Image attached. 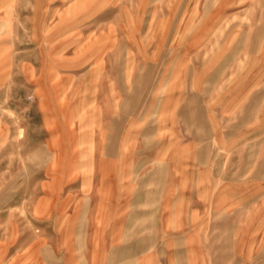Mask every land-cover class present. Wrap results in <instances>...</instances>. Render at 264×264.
<instances>
[{
  "label": "rangeland",
  "instance_id": "obj_1",
  "mask_svg": "<svg viewBox=\"0 0 264 264\" xmlns=\"http://www.w3.org/2000/svg\"><path fill=\"white\" fill-rule=\"evenodd\" d=\"M263 13L264 0H30L23 11H16L14 35L10 36L15 66L9 83L0 88V129L5 131L1 136L6 137L10 127L14 137L10 145L3 143L4 138L0 141L1 167L7 168L4 163L10 162L15 172L25 173L29 172L25 157L40 158L44 163L53 161V148L41 152L35 148L45 142L52 147L47 139L55 136L54 128L60 119L57 102L49 101L44 94L47 85L42 79L57 70L53 64L59 36L64 39V51L60 54L66 57L76 52L86 64L74 70L75 84L63 98L64 120H70L64 134L69 141L72 131L80 134V141L87 138L99 141L94 148L85 147L84 142L80 144L81 159L93 163L89 165L92 170L86 171L102 179L111 178L114 194L120 173H135L137 160L144 158L146 162L157 151L149 147L151 141L179 142L191 137L211 146L221 143V148L211 150L214 160L207 167L209 180L192 182L191 203L182 198L177 200L176 234L190 230L196 234L191 242L193 252L237 254L225 264H264V78H260L264 77V70L249 68L247 62L254 55L250 48L255 47L257 54L264 49V29H258L264 20L252 18ZM109 27L112 43L105 52L106 67L101 71L112 80V115L95 127L93 104L99 103L102 109L103 100L94 102L88 95L91 94L88 79H84L89 76L93 54L88 33L99 35ZM61 33L64 35L60 36ZM225 58L231 60L229 66H220ZM23 60L32 64L31 79L20 67ZM67 67L64 65V72ZM255 93L256 102L249 104V96ZM232 94L237 98L233 106ZM187 95L203 100L204 110L208 111L209 134L201 133L197 125H193L191 133L185 131L178 121L176 128L180 131L174 132V117L181 115L178 100ZM121 104L123 123L112 125V146L101 148L107 120L120 114ZM192 105L191 115L196 119L195 102ZM232 143L237 146L228 148ZM232 168L239 173L238 177L223 178L221 173ZM53 169L55 165L41 164L33 165L31 171L41 174ZM96 183L104 187L103 180ZM40 184L39 180L0 181V189H12L10 203L15 207L20 234L43 236L49 242L54 238L61 242L64 238L63 244L44 247L65 258L74 248V253L80 254V264L90 263V258L96 255L103 264L105 253L109 259L111 249L118 244L119 230L104 227L103 221L96 228L72 230L63 227L66 222L56 223L54 213L49 212L44 222L30 217L35 197L41 192ZM227 185H234L241 193L250 190L255 197L250 198L249 206L247 196L241 197L237 219L231 222L233 228L221 229L216 225L224 224L228 209L225 213L219 210L216 198L200 197V192L205 188L212 194ZM99 196L103 198L102 190ZM7 199L1 198V204ZM97 208L98 205L91 215L104 218V211ZM101 209L104 210L102 205ZM185 209L188 212H183ZM76 236L79 244H68ZM216 239L224 243L220 240L216 243ZM177 246L180 247L179 243Z\"/></svg>",
  "mask_w": 264,
  "mask_h": 264
},
{
  "label": "crops",
  "instance_id": "obj_2",
  "mask_svg": "<svg viewBox=\"0 0 264 264\" xmlns=\"http://www.w3.org/2000/svg\"><path fill=\"white\" fill-rule=\"evenodd\" d=\"M29 3L30 0H0V88L9 83L13 75V67L15 66L10 36L14 35L13 22L16 19V11H23ZM252 18L264 20V13L260 17L254 15ZM258 29H264V23H261ZM111 33L110 27L107 28L106 32L103 30L99 35L93 33L92 36L90 32L88 33L92 37L93 54H90L92 59L89 65V76L84 79H88V91L91 92L88 95H91L94 102L99 98L103 100L102 109L99 103L93 104L95 110H92V115L95 116L93 121L95 127L101 126L106 121L104 119L112 115V80L106 72L102 74L101 71L103 67H106L104 57L105 52H107L112 43ZM59 35L63 36L64 34L61 33ZM63 40L57 36L55 41L58 42L59 47L55 46L53 66L57 70L59 68V71L56 70L52 75L42 78L44 79L43 84L47 85L44 94L49 101L54 99L57 102L60 119L54 128L55 136H50L47 139L52 147H49L47 142H45L44 145L41 144L35 148L40 152L43 149L50 150L53 148L56 156L54 155L52 162L45 163L40 158L25 157V163L29 165V172L25 173L15 172L14 168H10V165H13L10 162L4 163L7 168L1 167L0 163V181L39 180L41 182V192L36 195L32 214L30 213V217L36 221H47L48 213L50 212V215L55 214L56 223L66 222L67 224L63 227L68 229L96 228L100 226L102 221L104 227L108 228L109 226L110 228L118 229V235L116 236L118 244L111 249L109 259L108 254H104L103 264H109V262L110 264H225L229 260H234V257L237 256L234 253H213L203 252L202 250L193 252L191 242L196 234L191 230L188 233L176 234L177 200L182 198L191 203V198L193 197L192 182L209 180L210 173L207 167L209 161L214 160L210 156L211 150L221 148V143L217 146H211L202 139L196 140L191 137L179 142L171 140L151 141L149 147L157 151H153L152 156L146 162L143 161L144 158L142 161L137 160L135 173H120V183L118 190L116 189L114 194L110 183L111 178L102 179L94 172L86 171L92 170L89 165L93 166V163L81 159L80 144L84 142L86 143L85 147L94 148L99 141H90L88 138L85 141H80V134H75L74 131L71 132V141H69L68 136L64 134V129L68 127L70 120L68 118L67 121L64 120L65 112L63 110V98L69 87L75 84L76 78L73 72L76 68L86 64L83 63L84 60L80 59L82 55L76 52L66 57L60 54L64 51ZM249 51L254 53V55L249 56L248 67L255 68V70L257 68L258 70H264V49L261 54H257L255 47L250 48ZM227 59L222 60L220 66H229L231 60ZM234 63L232 60L231 64L234 65ZM64 65L69 66L67 67V72L63 71ZM31 66L32 64L29 60H23L20 63L25 76L30 75V79L32 78ZM120 87V95L122 96L123 85L121 84ZM42 90V87H40L41 93L43 92ZM256 99L257 93L254 96L250 95L248 98L249 104L255 103ZM226 100H229V98ZM230 101L232 106L237 102L234 94H232ZM178 102L181 104L179 105L181 115L174 117V132L180 131V129L176 128V121H178L180 123L179 127L183 125L185 131L191 133L193 125H197L201 133L204 135L209 134L208 111L207 109L204 110L203 100L187 95L183 99L180 97ZM193 102H195L194 110L196 114L194 117L196 119H193L191 115ZM119 113L114 119L107 120V126L103 130L104 135L101 136L104 141L100 140L101 144L99 146L101 148H110L112 146V125L119 124L121 126L123 123L122 104ZM92 115L88 114V117L92 118ZM76 116L80 117L81 114ZM74 117L75 114L71 117L72 125L75 120ZM43 127L48 129L49 126ZM3 129H0V141L4 138L2 139L4 140L3 143L7 142L10 145L12 143L11 140L14 139L11 134L13 130L8 127L7 136L5 137L4 135L1 136L5 133ZM70 142V145L67 144ZM148 143L145 142L144 144L148 145ZM236 146L232 143L231 147L228 148L234 149ZM64 149H66V156L64 155ZM68 153H71V156H67ZM231 160L233 161L234 158ZM41 164L55 165V169L41 174L31 171L33 165ZM233 164L234 162H232ZM83 166L85 167L83 168ZM220 166L223 167L224 164L221 163ZM221 174L225 179H229L230 176L235 178L239 175V173L236 174L234 172L233 168L231 171L228 170ZM102 180L104 182L103 188H101L102 185L100 183L98 186L96 183V181ZM101 190L103 191V201H101V198L99 199ZM95 193L98 194L97 199ZM211 193L209 194V189L204 188L200 192V197L213 196L216 198L219 210L224 212L225 209H228L226 211L228 216L225 220H222L224 224L216 225L217 228L221 229L233 228L231 222L237 219L236 215L241 197L247 196L246 202L248 206L251 202L250 198L255 197L254 192L248 190L246 193H241L240 189L234 185L233 187L227 185V187L215 189ZM12 196L10 187L0 189V264H65V262L66 264H80V254L79 252L74 253V248L71 250V256L68 255L65 258V255L59 256L56 252H48L44 247L48 244H63L64 238H61V242H57V238L49 242L48 238L43 236L21 235L17 228L19 226L16 224L15 207L10 203ZM4 197L8 199L1 204V198ZM96 205H98L97 209L99 211H104V218L101 215H91L95 211ZM101 205L104 210L101 209ZM183 212H188V209L183 210ZM227 235H230L229 231H227ZM70 239L71 241L69 240L68 244H79L77 236ZM219 240L216 239V243ZM220 241L223 242L222 240ZM177 243H179L180 247L177 246ZM98 256L91 257L88 264H101L99 262L101 260L97 258ZM198 260L200 263H196Z\"/></svg>",
  "mask_w": 264,
  "mask_h": 264
}]
</instances>
